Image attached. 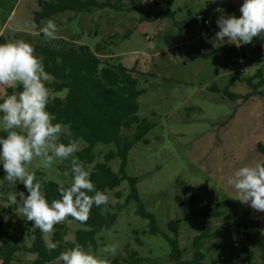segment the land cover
<instances>
[{
  "label": "rangeland",
  "instance_id": "rangeland-1",
  "mask_svg": "<svg viewBox=\"0 0 264 264\" xmlns=\"http://www.w3.org/2000/svg\"><path fill=\"white\" fill-rule=\"evenodd\" d=\"M230 1L235 11L222 8L221 0L215 3L174 0L170 8L173 16H162L167 0L147 3L123 0L136 8L77 15L66 12L51 18L57 23L55 37L76 38L91 47L99 41L110 40L111 34L121 36L132 28L129 38H116V43L102 56L114 54L126 66L136 68L139 86L144 89L139 97V115L153 123L145 140L137 141L129 150L126 170L129 176L137 178L136 186L144 208L156 216L160 231L157 234L148 231L149 219L136 212L137 201L129 199L131 187L129 180L124 179L119 186L108 190L110 202H120L115 224L100 230L96 246L88 248L101 255L103 264H109V259L127 245L139 250L149 264H177L166 238V235L175 237L176 233L183 259L191 260L192 241L206 227L222 228V232L204 244V264H230V261L233 264H264L261 250L247 240L246 230L238 225L251 218L264 223V212L242 204L227 183L239 167L264 162V98L255 93L246 102L233 101L222 91L211 89L212 85H217L223 90L233 76L248 77L263 65L264 40L259 36L243 44L245 53L234 58H228V50L233 47L240 51L241 45L225 43L215 47L211 43L219 30L218 16L222 13L240 15L243 0ZM38 8V0H0V33L9 39L30 33L38 37L47 22L45 20L40 28L32 23ZM143 11L158 16L140 20L145 16ZM71 16L74 19L70 22ZM208 17L207 23L195 21V18ZM3 39L0 37V41ZM214 48L219 49L210 56H197L199 51L208 52ZM6 89L7 86H0V97ZM230 89L244 94L251 90L240 81H235ZM66 93L65 89L49 90L52 97ZM78 145L80 149L87 143L80 139ZM116 149L113 142L96 143L93 146L95 160L83 165L91 172L97 162L105 160L107 152ZM62 162L54 159L50 167L44 168L37 158L28 169L31 172L42 170L48 180L67 181L70 176L66 177L65 172L69 171L60 168ZM120 164L118 156L109 161L116 172ZM2 172L0 167V214L4 226L15 238L24 236L30 245L35 237L32 222L21 218L16 205L7 199L9 192L15 194L17 191H2L11 187L3 181ZM118 190L122 192L119 199L114 194ZM192 203L195 211L217 207L223 213L186 220L184 217ZM177 220H181L179 224ZM68 224L70 231L66 238L74 240L76 230L82 225L74 219L68 220ZM134 230L140 231L141 245ZM51 235L52 232L44 233L48 242H51ZM111 243L118 245L117 253H103L101 249ZM36 257L35 253L17 252L11 264H31ZM51 264H57V260Z\"/></svg>",
  "mask_w": 264,
  "mask_h": 264
},
{
  "label": "trees",
  "instance_id": "trees-1",
  "mask_svg": "<svg viewBox=\"0 0 264 264\" xmlns=\"http://www.w3.org/2000/svg\"><path fill=\"white\" fill-rule=\"evenodd\" d=\"M139 1V0H138ZM174 0H167L166 9L161 13L162 16H173L170 12L171 5ZM222 8L235 11V5L230 0H221ZM39 8L34 11L32 23L38 28L41 27L45 20H49L66 12H73L76 15L81 13H92L103 10L123 11L132 10L136 6H128L123 0H38ZM145 16L140 20L156 19L157 14L150 16L148 12L143 11ZM208 18H195L197 22L207 21ZM73 16L69 18L71 22ZM182 27V26H181ZM132 28L128 29L123 35L114 33L110 35V40L99 41L95 47L88 44L80 43L76 38H66L63 36L55 37L48 40L42 38L43 34L36 37L32 33L18 38L33 45L38 55L43 57L46 70L53 76V80L48 85L49 90L55 92L67 90L65 96H50L48 110L54 115V123L59 121L68 125L73 138L84 140L87 145L80 148L76 153L82 164L91 163L95 160L93 146L96 143H115L117 149L110 150L105 154V160L95 164L94 169L90 172L91 179L98 190L108 194V190L114 189L121 184L124 179H128L131 187L129 199L137 201L136 212L143 217L149 219V232L157 234L160 229L156 216L147 211L141 201L136 183L137 178L127 174V155L134 144L144 139L147 132L153 127V123L146 117L139 115V97L144 89L139 86V79L135 67L126 66L119 56L114 54H106L104 51L115 44L117 40L129 38ZM240 47H231L228 50V58H234L240 54H244ZM214 48L208 52L199 51L197 56H210L218 51ZM263 65L258 68L252 75L242 77L235 75L231 78L228 85L222 90L217 85H212L211 89L216 92H223L229 99L235 101L241 99L243 102L250 100L254 94H258L264 98V57ZM244 72V71H243ZM235 81L246 83L251 88L247 93H238L230 89ZM19 86L15 91H19ZM14 90L7 87L5 94L0 97L3 99ZM62 142H67L62 138ZM261 148V146L259 145ZM121 158L119 171H114L109 165V161L115 157ZM60 168L69 171L68 162L63 161ZM41 180L42 189L49 200L59 198L57 192V181L48 180L45 173L40 170L32 171ZM4 176V172H2ZM9 190L25 191L22 183H17L15 187L3 188L4 193ZM115 196L119 199L122 197L120 190L115 191ZM120 202L112 204L109 200L107 209L101 212L99 208L93 207L89 218L86 222H79L82 227L78 228L75 233V239L70 240L66 235L70 231L68 217L64 222L54 225L51 242L58 246L54 250H48L46 243H49L44 233L39 229H34V240L28 245L26 238L21 236L15 238L5 228L2 216L0 214V264H11L17 252H31L37 254V257L31 261V264H51L57 260L59 253L79 244L86 249L90 246H96V235L105 227L115 224L118 217V208ZM194 205L191 204L184 219L193 220L201 216L221 215L223 212L217 207L201 208L197 211L193 210ZM181 220L176 222L179 224ZM246 230L247 240L257 246L261 250V257L264 259V223L260 219L251 218L240 221L238 223ZM180 227V225H179ZM178 227V230H179ZM137 235L138 244H142L139 230H134ZM222 232V228L212 229L204 228L200 233L196 234L192 245L194 254L191 260L183 259V250L180 248L178 233L175 237L166 235L171 246V254L177 264H204L206 254L203 251L204 244L212 238L217 237ZM147 257L143 256L139 250L125 246L122 252L112 256L109 264H149ZM230 264L233 262L230 261Z\"/></svg>",
  "mask_w": 264,
  "mask_h": 264
},
{
  "label": "clouds",
  "instance_id": "clouds-1",
  "mask_svg": "<svg viewBox=\"0 0 264 264\" xmlns=\"http://www.w3.org/2000/svg\"><path fill=\"white\" fill-rule=\"evenodd\" d=\"M239 11V16L223 13L218 16L219 30L211 40L215 47L225 43L239 47L251 43L257 36L264 40V0H243ZM41 32L48 40L54 39L57 23L47 20ZM0 37L4 38L0 41V86L14 90L0 99V167L5 173L4 182L12 187L22 183L27 193L9 192L7 199L16 205L18 215L26 222L31 221L32 227L41 233H51L54 225L68 217L86 222L93 207L106 211L109 196L96 188L90 171L77 157L79 145L70 129L62 122H53L55 117L48 110V85L53 76L46 70L43 57L29 42L9 39L2 33ZM17 86L19 91H15ZM62 138L67 142H62ZM37 158L44 168L50 167L54 159L68 162L70 172H65V176L70 179L57 181L59 198L49 200L41 180L29 171L28 166ZM227 183L242 204L264 212V162L239 167ZM57 246L54 242L46 243L48 250ZM117 250L116 243L101 249L109 255L116 254ZM56 259L57 264H103L101 255L79 244L61 251Z\"/></svg>",
  "mask_w": 264,
  "mask_h": 264
},
{
  "label": "built area",
  "instance_id": "built-area-1",
  "mask_svg": "<svg viewBox=\"0 0 264 264\" xmlns=\"http://www.w3.org/2000/svg\"><path fill=\"white\" fill-rule=\"evenodd\" d=\"M241 71L243 72V71H245V69H244V68H242V69H241Z\"/></svg>",
  "mask_w": 264,
  "mask_h": 264
}]
</instances>
